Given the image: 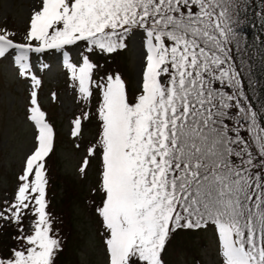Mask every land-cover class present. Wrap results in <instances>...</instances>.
I'll use <instances>...</instances> for the list:
<instances>
[{
	"label": "snow or ice",
	"instance_id": "snow-or-ice-1",
	"mask_svg": "<svg viewBox=\"0 0 264 264\" xmlns=\"http://www.w3.org/2000/svg\"><path fill=\"white\" fill-rule=\"evenodd\" d=\"M129 33H142L146 53L134 99L119 74L94 80L99 64L90 59L125 48ZM12 35L0 29V58L11 56L22 77L30 71V53L55 50L82 98L93 87L101 94L100 139L89 155L99 150L102 158L104 199L96 210L109 264H164L178 231L209 222L221 264H264V114L258 121L241 87L245 69L235 55L242 41L225 0H41L27 43ZM71 49H82L78 63ZM36 95L29 115L36 147L14 202L0 211V219L20 224L34 200L36 219L30 234L20 229L17 246L0 254V264H54L60 250L45 200L53 129ZM80 126L77 118L73 136Z\"/></svg>",
	"mask_w": 264,
	"mask_h": 264
},
{
	"label": "rangeland",
	"instance_id": "rangeland-1",
	"mask_svg": "<svg viewBox=\"0 0 264 264\" xmlns=\"http://www.w3.org/2000/svg\"><path fill=\"white\" fill-rule=\"evenodd\" d=\"M40 6L41 0H0V29L14 34L11 38L15 42L27 43L30 18ZM128 42V47L119 54L90 57L93 63L99 64L94 80L106 74H119L128 90L139 91L146 62L142 33H132ZM79 51L70 50L73 63L79 62ZM29 62L30 71L22 77L11 56L0 58V211L14 202L18 177L36 147L37 129L29 119L33 106L31 93L36 88L37 104L40 103V110L46 113L45 122L49 119L54 131L53 148L45 161V178L58 202L57 211L54 206L46 207L51 217V234L65 240L59 250L64 252V257L59 258L58 264H109L106 234L96 210L104 199L97 190L102 158L99 150L89 155V149L100 139L101 94L93 87L91 97H81L78 83L72 79L61 52L30 53ZM33 75L39 78L38 85H34ZM77 118L81 126L78 135L73 136V119ZM29 213L24 210L20 224L0 219L10 248L17 246L15 237L21 235V228L24 234L31 233L36 217ZM163 260L164 264H221L216 230L206 226L194 232L178 231L163 252Z\"/></svg>",
	"mask_w": 264,
	"mask_h": 264
},
{
	"label": "trees",
	"instance_id": "trees-1",
	"mask_svg": "<svg viewBox=\"0 0 264 264\" xmlns=\"http://www.w3.org/2000/svg\"><path fill=\"white\" fill-rule=\"evenodd\" d=\"M225 6L232 20V27L236 33L237 39L242 41L243 51L236 53L235 63L238 65L243 63L244 71L242 73L241 87L245 92V95L249 98L250 105L253 107L254 111L258 113V121L260 119V114H264V12L263 4L261 0H225ZM123 51V50H122ZM121 49L114 54H119L122 52ZM111 55V54H107ZM115 66V64H114ZM127 90V95L129 99H134L138 94L137 91L131 89ZM225 91H232L231 89L225 88ZM235 114L236 109L232 110ZM76 119H73L75 121ZM81 122V121H80ZM74 123V122H73ZM231 123V122H230ZM246 123V122H245ZM242 135L245 139H250V136L244 132ZM19 178V177H18ZM21 181L19 180V184ZM18 184V187H19ZM17 187V189H18ZM96 193V191H94ZM56 193L50 189V185L46 184V195L45 200L47 206H54V209L58 208L56 204L57 199ZM100 195H104L100 193ZM36 207L34 200L31 203L29 214L33 217L34 208ZM57 211V209H56ZM47 212V211H46ZM49 215V214H48ZM50 217V216H49ZM51 220V217H50ZM10 224L13 222L7 220ZM208 227L215 229L212 223H207ZM206 226L194 227L191 229H185L184 231L198 230ZM180 231H183L180 230ZM7 232V231H6ZM4 224H0V254L7 255L10 252V245L8 244V236H4ZM9 235V233L7 232ZM57 240L60 238V244L64 243L63 237L55 236ZM12 239V238H11ZM61 244V245H62ZM64 257V252H57L54 260V264H58L59 260ZM60 258V259H59Z\"/></svg>",
	"mask_w": 264,
	"mask_h": 264
}]
</instances>
